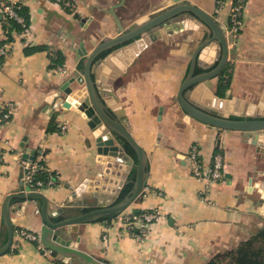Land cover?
<instances>
[{
    "label": "crops",
    "instance_id": "1",
    "mask_svg": "<svg viewBox=\"0 0 264 264\" xmlns=\"http://www.w3.org/2000/svg\"><path fill=\"white\" fill-rule=\"evenodd\" d=\"M0 1H19L30 13L28 39L15 34L7 54L0 55V103L16 104L9 121L0 127L1 236L4 198L9 193H24L28 162L22 159L19 145L24 137L25 145L36 151L31 162L42 161L47 172L57 175L55 184L40 191L48 200V209L63 208L54 219L96 205V197L71 195V188L83 178L101 173L95 135L83 113L57 103L63 81L78 69L74 48L80 42L91 47L90 40L117 34L112 13L126 27L167 7L171 0H69V8L53 0ZM190 1L226 29L233 0H227L220 11L215 10L216 0ZM137 5L142 8L138 10ZM243 18V27L229 37L230 51L221 75L205 81L210 92H222V97L201 96L199 100L229 115L234 99L264 111L260 100L264 95V0H248ZM201 34L187 27L158 37L137 53L119 47L96 67L97 80L108 85L134 138L147 152L148 177L139 211L156 210L159 216L142 238L125 231L117 214L63 226L61 235L70 240V246L108 264H209L264 227V139L253 143L246 132L212 127L184 116L178 120L176 114V92ZM35 45L44 47L26 53L27 46ZM57 51L63 54V62L51 66V56ZM217 55V46L207 47L198 56V67L214 65ZM225 78H229L228 86L221 90ZM194 144L203 170L212 166L214 154L222 156V178L208 189L189 166L188 150ZM112 179L116 176L106 184L110 189L115 187ZM11 208L13 238L8 251L0 255V264H67L43 244L45 250L15 234L16 228L40 233V201L13 198ZM125 211L134 210L130 206Z\"/></svg>",
    "mask_w": 264,
    "mask_h": 264
},
{
    "label": "water",
    "instance_id": "2",
    "mask_svg": "<svg viewBox=\"0 0 264 264\" xmlns=\"http://www.w3.org/2000/svg\"><path fill=\"white\" fill-rule=\"evenodd\" d=\"M112 16L117 25V34L103 35L100 41L92 39L91 47L87 43L89 48L82 42L79 43V47L74 48L76 61H82L83 66L74 70L73 75L63 81L60 87L62 96L57 98V103L61 102L63 107L83 113L95 135L97 161L102 165L101 173L83 178L71 188V195L96 197L97 203L88 209H81L78 214L56 220L54 218L61 216L63 208L48 209V200L42 192L9 193L2 203L6 240L0 244V255L7 252L12 243L14 227L10 211L13 198L40 201V215L43 221L39 233L41 243L55 253L60 261L67 264H108V262L70 246V240L61 235V227L97 221L125 211L130 206L135 212H139L142 190L148 177L147 152L134 138L128 119L115 104L109 92L110 88L100 83L95 73L101 60L114 49L128 47L137 53L158 37L171 36L179 29L188 27L201 31L202 34L190 54L186 75L176 92L178 120L184 116L185 119L193 118L212 127L243 131L251 136L253 143L264 139V111L260 112L258 106L234 99L229 115L216 109L214 105L211 109L199 103L204 96L210 99L222 97L210 92L206 88L205 81L221 75L230 51L226 29L211 13L194 5L190 0H171L167 7L151 12L126 27L115 13H112ZM100 33L103 34L102 31ZM210 46H217L216 63L198 67V56ZM260 100L264 101V95ZM25 139L24 137L19 144L21 156L30 164L35 159L36 151L25 145ZM126 145L130 147L132 153ZM132 170L133 179L129 191L119 198ZM112 176H116V179H112L115 187L110 189L106 184L110 183ZM106 189L110 191L109 194L104 193Z\"/></svg>",
    "mask_w": 264,
    "mask_h": 264
},
{
    "label": "built area",
    "instance_id": "3",
    "mask_svg": "<svg viewBox=\"0 0 264 264\" xmlns=\"http://www.w3.org/2000/svg\"><path fill=\"white\" fill-rule=\"evenodd\" d=\"M59 5L69 8L71 3L69 0H53ZM227 0H216V11H220L225 5ZM248 0H233L231 1L228 13V25L226 27V37H233V35L237 34L239 29H241L242 24L244 22L243 12L246 7ZM3 10L7 12L10 16H13L19 22H23L22 17H20L14 10L10 4H1ZM25 40L28 39L30 35L29 26H24V29L17 33ZM8 52V43H4L0 45V55H5ZM61 72L63 69H57ZM16 109V104L13 101H4L0 103V127L4 126L11 115L14 113ZM64 129V126H61ZM200 152L198 149V145H191L188 150V161L189 166L191 168V172L197 179L204 182L205 188L208 189L213 182L218 181L222 178V156L219 153L214 154L212 166L203 170L200 162ZM44 169L41 165L35 162H31L30 164L25 165V188L24 193L33 192V191H41L44 187L53 185L57 182V175L49 173V177L46 183H44L40 179H34V175L38 172V170ZM159 216V212L154 211H122L117 214V221L122 224V228L129 232L130 235L142 238L149 231V227L154 220H156ZM15 234L25 240H29L35 242L39 249L45 250L40 239L39 233H35L33 231H29L25 228H16ZM103 240L107 239V233L102 235Z\"/></svg>",
    "mask_w": 264,
    "mask_h": 264
},
{
    "label": "trees",
    "instance_id": "4",
    "mask_svg": "<svg viewBox=\"0 0 264 264\" xmlns=\"http://www.w3.org/2000/svg\"><path fill=\"white\" fill-rule=\"evenodd\" d=\"M13 7V10L23 19V22H19L13 16H10L3 10L1 4H10ZM30 22V13L27 5L17 1V2H8V1H0V31L3 33L4 37L0 38V45L4 43H10L14 40V35L21 32L24 29V26H29ZM44 46L35 45V46H27L26 53L42 49ZM105 54V53H104ZM2 56V55H1ZM63 54L59 51L54 52L51 56V66H55L57 64H61L63 62ZM82 61L78 64V69L82 68ZM229 78H225L224 82L219 86L221 90H225L228 86ZM222 92H218V95H221ZM54 126L49 127V130H52ZM129 152L132 153V150L128 145H126ZM42 167L44 164L42 161L37 162ZM44 168V167H43ZM53 174V172L51 173ZM49 177V172L46 169L38 170V172L34 175V179H40L44 183L47 182ZM133 179V170L128 175V180L123 186L119 198H122L127 194L129 188L131 186ZM113 215H109L103 217L101 219H109ZM99 219V220H101ZM6 240V232L5 229H2V233L0 236V243H4ZM226 255H228V260L232 264H264V227L254 232L247 240L239 244L236 248L229 251ZM218 257V256H217ZM209 264H217V258L210 261Z\"/></svg>",
    "mask_w": 264,
    "mask_h": 264
},
{
    "label": "rangeland",
    "instance_id": "5",
    "mask_svg": "<svg viewBox=\"0 0 264 264\" xmlns=\"http://www.w3.org/2000/svg\"><path fill=\"white\" fill-rule=\"evenodd\" d=\"M156 0H154V2H155ZM138 10H139V8H142V6L141 5H137V7H136ZM243 24H244V22H243ZM243 24H242V27H243ZM241 27V28H242ZM234 41V39L233 40H230V43L231 42H233ZM228 255H220V256H218V257H216L217 258V264H232V263H230V261L228 260Z\"/></svg>",
    "mask_w": 264,
    "mask_h": 264
},
{
    "label": "flooded vegetation",
    "instance_id": "6",
    "mask_svg": "<svg viewBox=\"0 0 264 264\" xmlns=\"http://www.w3.org/2000/svg\"><path fill=\"white\" fill-rule=\"evenodd\" d=\"M228 40V44H229V39H227Z\"/></svg>",
    "mask_w": 264,
    "mask_h": 264
}]
</instances>
